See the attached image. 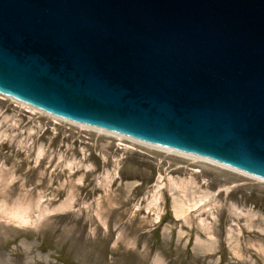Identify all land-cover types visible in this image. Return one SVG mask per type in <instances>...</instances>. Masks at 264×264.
I'll return each mask as SVG.
<instances>
[{"label": "water", "instance_id": "95a60500", "mask_svg": "<svg viewBox=\"0 0 264 264\" xmlns=\"http://www.w3.org/2000/svg\"><path fill=\"white\" fill-rule=\"evenodd\" d=\"M0 93L264 179V0H0Z\"/></svg>", "mask_w": 264, "mask_h": 264}, {"label": "rangeland", "instance_id": "374dc122", "mask_svg": "<svg viewBox=\"0 0 264 264\" xmlns=\"http://www.w3.org/2000/svg\"><path fill=\"white\" fill-rule=\"evenodd\" d=\"M0 264H264V179L0 94Z\"/></svg>", "mask_w": 264, "mask_h": 264}, {"label": "bare ground", "instance_id": "6f19581e", "mask_svg": "<svg viewBox=\"0 0 264 264\" xmlns=\"http://www.w3.org/2000/svg\"><path fill=\"white\" fill-rule=\"evenodd\" d=\"M54 117H56V116H54ZM61 119H63V118H61ZM64 120H67V121H70V122H72V123H75V124H79V125H81V126H87V125H84V124H80V123H76V122H74V121H71V120H68V119H64ZM90 127V126H89ZM90 128H93V129H96V130H98V131H105V132H109V133H113V134H117L118 136H122V137H127V136H124V135H121V134H118V133H114V132H110V131H106V130H103V129H99V128H95V127H90ZM134 141H136V142H141V143H144V142H142V141H140V140H137V139H134V138H132ZM148 145H150V144H148ZM160 148H162V149H165V150H168V151H172V152H177V154L179 153V154H185V155H187V156H190V157H193V158H203V159H206V158H204V157H200V156H197V155H194V154H188V153H184V152H180V151H177V150H174V149H171V148H167V147H160ZM210 160V159H209ZM208 160V161H209ZM211 162H214V163H216V164H219V165H221V166H225V167H228V166H226V165H224V164H220V163H217V162H215V161H212V160H210ZM228 168H230V167H228ZM232 169V168H231ZM237 171H239V170H237ZM239 172H241V171H239ZM243 173V172H242ZM249 175V174H248ZM255 177V176H254ZM259 178V177H258ZM261 180V179H260ZM177 209V208H176ZM28 209L27 208H16L14 211H11L12 212V214L14 215V218H17L19 221H21L22 223H25V224H27L28 222H29V214H28ZM177 215L178 216H180V214H178V212H177Z\"/></svg>", "mask_w": 264, "mask_h": 264}]
</instances>
